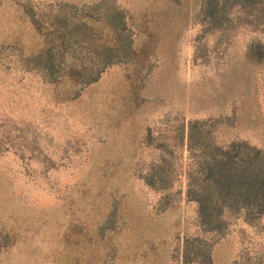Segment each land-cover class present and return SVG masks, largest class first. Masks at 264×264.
<instances>
[{
    "label": "rangeland",
    "instance_id": "1",
    "mask_svg": "<svg viewBox=\"0 0 264 264\" xmlns=\"http://www.w3.org/2000/svg\"><path fill=\"white\" fill-rule=\"evenodd\" d=\"M203 2L0 0V264H264V212L209 230L185 194L188 119L264 152V57L246 56L264 45V0H222L213 18ZM113 6L130 48L95 80L27 62L54 13L78 23L71 43H108ZM56 49L59 64L97 59ZM162 157L168 183L150 186Z\"/></svg>",
    "mask_w": 264,
    "mask_h": 264
},
{
    "label": "trees",
    "instance_id": "2",
    "mask_svg": "<svg viewBox=\"0 0 264 264\" xmlns=\"http://www.w3.org/2000/svg\"><path fill=\"white\" fill-rule=\"evenodd\" d=\"M221 1L204 0L203 9L208 16L213 18V14L221 10V6H218ZM230 2L240 9H252L261 0ZM49 19L50 28L45 34L42 33L44 35L40 48L26 58L33 68L44 75L52 76L55 73L60 76L63 69L64 75L73 81L86 83L95 80L108 63L118 61L128 54L130 44L119 43L121 39H118L124 28L123 16L114 6L105 15V25L110 34L108 43H71L78 23L68 16L58 18L55 13ZM80 24H84V21ZM262 28L264 32V27ZM56 40L60 43H55ZM80 44H85V48H89L87 51L97 56V59L87 65L73 60L59 64L55 60V48H61L75 56L78 53L75 48ZM246 56L259 61L264 57V45L259 41L250 42L246 48ZM262 90L264 98V83ZM207 132L205 120L195 118L188 119L181 130V143L183 136L186 150L183 170L185 194L195 202L198 219L209 230L221 228L223 211L241 212L244 220L249 222L264 212V152L244 140L218 143ZM154 147L161 150L167 148L163 143H156ZM162 162L163 164H153L150 174L144 176V181L150 186H165L168 183L169 175L165 172V167H170L171 161L162 157Z\"/></svg>",
    "mask_w": 264,
    "mask_h": 264
}]
</instances>
